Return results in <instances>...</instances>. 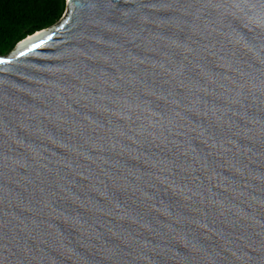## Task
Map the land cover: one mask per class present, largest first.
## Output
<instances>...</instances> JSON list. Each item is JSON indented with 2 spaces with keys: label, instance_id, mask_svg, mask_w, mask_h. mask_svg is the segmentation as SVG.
Returning a JSON list of instances; mask_svg holds the SVG:
<instances>
[{
  "label": "water",
  "instance_id": "1",
  "mask_svg": "<svg viewBox=\"0 0 264 264\" xmlns=\"http://www.w3.org/2000/svg\"><path fill=\"white\" fill-rule=\"evenodd\" d=\"M0 264H264V0H66L0 54Z\"/></svg>",
  "mask_w": 264,
  "mask_h": 264
},
{
  "label": "trees",
  "instance_id": "2",
  "mask_svg": "<svg viewBox=\"0 0 264 264\" xmlns=\"http://www.w3.org/2000/svg\"><path fill=\"white\" fill-rule=\"evenodd\" d=\"M66 0H0V54L27 35L56 22Z\"/></svg>",
  "mask_w": 264,
  "mask_h": 264
},
{
  "label": "rangeland",
  "instance_id": "3",
  "mask_svg": "<svg viewBox=\"0 0 264 264\" xmlns=\"http://www.w3.org/2000/svg\"><path fill=\"white\" fill-rule=\"evenodd\" d=\"M65 10V9H64ZM63 13H64V11H63ZM63 15V14H62ZM5 54H7V53H5Z\"/></svg>",
  "mask_w": 264,
  "mask_h": 264
}]
</instances>
